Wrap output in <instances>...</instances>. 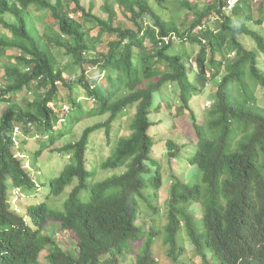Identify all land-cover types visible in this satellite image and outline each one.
Instances as JSON below:
<instances>
[{"label": "trees", "instance_id": "trees-1", "mask_svg": "<svg viewBox=\"0 0 264 264\" xmlns=\"http://www.w3.org/2000/svg\"><path fill=\"white\" fill-rule=\"evenodd\" d=\"M165 4L104 0L103 17L81 0H0V264H116L125 253L136 255L134 264H159L152 251L158 237L170 264H189L194 256L200 264H264V256L254 257L264 248V32L250 26L264 24V0H239L232 9L226 0H178L170 3L172 14L162 12ZM181 11L187 22L176 19ZM43 12L52 24L38 30ZM214 81L197 121L190 100ZM173 89L177 103L166 98ZM172 107L171 127L182 128L188 110L190 131L182 128L186 142L166 140L167 156L195 170L187 181L173 177L162 215L163 173L151 155L150 115ZM131 109L129 132L117 131L111 141L113 122ZM105 115L54 148L70 161L49 179L45 200L23 205L24 214L13 209V190H40L30 173L43 151L71 125ZM61 122L66 126L57 128ZM20 129L24 143L38 136L31 156L20 152ZM103 129L109 152L95 168L87 147ZM99 169L122 170L96 181ZM74 180L62 208L49 207L50 197ZM143 202L151 212L148 232L137 222ZM55 229L71 234L66 248L50 234Z\"/></svg>", "mask_w": 264, "mask_h": 264}, {"label": "rangeland", "instance_id": "rangeland-1", "mask_svg": "<svg viewBox=\"0 0 264 264\" xmlns=\"http://www.w3.org/2000/svg\"><path fill=\"white\" fill-rule=\"evenodd\" d=\"M174 1H178V0H168V4H165V9L162 10V12H166L167 14H172L173 11V6L171 4H173ZM104 0H81V4H83L86 8H88L90 6V4H93V13H96L98 15H101L103 17H106V13L104 11H102L101 7L103 5ZM171 3V4H170ZM73 5V4H72ZM116 8V7H115ZM117 9V8H116ZM183 11L181 12H177L176 14L179 15L177 16L176 19H178L179 22H187L189 20V16H186L185 14H181ZM34 13L38 16L41 15L40 12L38 11H34ZM117 16L122 19V14L120 13V11L117 9ZM256 16H259V14H257ZM147 22L149 23V20L147 19ZM52 24V17L47 14L44 13L42 14V18L41 21L37 20L36 25L38 27V30H42L44 26L50 25ZM250 26L252 28H255L261 32H264V24L262 26H257L255 24H250ZM56 28V27H54ZM5 29L0 26V32H4ZM241 40L242 42L246 45V46H252L253 45V41L251 39H249L246 36H241ZM104 45L101 43L97 49L98 50H103L104 49ZM13 52H16L15 50H9L7 52L8 55L13 54ZM94 52V51H92ZM262 57V56H261ZM61 60L62 61H66L67 58L61 56ZM262 62H264V59L261 60ZM5 62V57L2 58L0 60V68L3 66ZM2 74V70H0V75ZM216 81L211 82L210 84H208L206 86V90L201 94L198 95L196 97H193L190 100V105L191 108L193 109L195 115H197V121H201L202 120V111L203 108L207 105H209L211 97L213 95V86L216 85ZM170 90L169 88L167 89V91ZM174 90V89H173ZM60 93H64L67 92V89L65 88H60L59 89ZM79 92V94H83V90L80 87H76L75 88V92ZM174 92L176 93H172L170 92L169 95L166 96V98H168V100H173V102L177 103L179 101V97H178V90H174ZM29 98L30 94L25 95ZM83 98L81 96H79V99ZM2 106L0 105V108ZM64 110L67 109V106H63ZM171 111H165V110H161L159 113L155 114L152 113L150 115V119L151 121L154 122V125H152L149 129L150 134L153 136V142L154 145L152 146V152L151 155L152 157L156 158L162 168V173H163V185L161 187V189L158 191V204L161 207L160 212L162 213V215H164L165 213V208L163 206V203H165L166 199L168 198V194H169V187L171 185V182H173V177H181L182 179H184L185 181L188 180L187 175H192V173H194V167H191V165H189L188 163H186V161L183 162H179L176 160H173L171 157L167 156L166 150H165V143L166 140L170 137L173 136H177L178 138V142H183V141H187V135L183 133V129L184 132L188 133L189 130V112L188 110H184L183 114L186 115L185 117H181L182 120H184V122L182 123V128L179 125H175L173 128L171 127L174 123L173 121V113H174V107L171 108ZM133 114V109L130 110L129 113H127L126 115H124L121 118H118V120H116L115 122H113V128L111 130V135H112V140H114L116 132L118 131L120 135H126L129 132V128H128V118H130V116H132ZM180 116V115H179ZM179 116L175 117L174 120H176V118H178ZM107 115L105 116H101V117H94L91 119H84V121L79 122L76 125H71L70 126V133L63 137L62 139H60L54 146L47 148L43 151L42 155L39 158L38 161V170L31 171L30 175L32 177L35 176V179L38 183H40V190L37 192H27L26 190H24L23 192L18 193L16 190L12 191V195L10 197V201H11V207L13 209H17L18 212L20 214H24L25 211H23V205L26 206H30L32 204L35 203H39L43 200H45V195L48 194L49 191V186L48 181L50 178L55 177L56 175L59 174V172L61 171V169L63 168V166L68 163L70 160L68 159V157L65 154H60L57 151L54 150L55 147L60 146L62 144H65L66 142H70V141H74L77 140L80 136L81 133L83 131V129L86 126L92 125L95 122H99V121H104L107 119ZM185 118V119H184ZM65 125V122H61L60 124L57 125V128H60V125ZM21 137V142H20V152H22V154L27 155V156H31L33 151H36L38 149V145H36L37 141L33 138H38V136H35L33 138L31 137H26V142L24 143V135H22L21 133V129L17 131ZM182 134V135H181ZM38 135V134H37ZM17 144H18V140H17ZM109 147L110 145H108L107 143V138H106V134H105V130H99L97 132H94L89 139V145L87 147V161L88 163H90L91 161L94 162L92 167L98 168L99 167V159L100 158H104L105 156H107L108 152H109ZM24 165H27V163H24ZM122 169L119 170H103V169H99L97 174H96V181L102 180L105 177L111 175L114 172H119ZM42 182H46V186H44L42 189ZM77 183L76 180H74L70 185H67L64 190L62 191V193L58 196H51L50 199L48 200V206L49 207H53L56 209H60L62 208L63 202L67 199L69 192L71 191V189L73 188V186ZM18 193V194H17ZM87 191L84 190L82 197L84 199L87 198ZM151 212L150 209L147 205L146 202H143L141 204V213L138 219V224L142 225L145 229L146 232H148L151 229ZM53 225V223H52ZM50 234L52 236H55L56 239L58 241H60V243L62 244L63 248H66L68 245V242L71 243L72 237L71 234L69 232H63L60 229H55L53 231H50ZM162 238L158 237V239L154 240L152 243V251L154 253V256L156 258V260L159 261V264H170L167 262L166 260V252H167V248L168 246L163 244L162 242ZM143 245H145V236L142 238L141 242L135 246V250H138V248L142 247ZM186 248H187V254L191 255L192 254V246L187 243L186 244ZM44 254H45V250L42 251L41 253V261H44ZM194 259V264H200V258L197 256L193 257ZM192 259V260H193ZM136 260V255H134V253L130 254V253H125L124 255H117V263L116 264H134ZM192 260L191 262H188L189 264H192Z\"/></svg>", "mask_w": 264, "mask_h": 264}, {"label": "built area", "instance_id": "built-area-1", "mask_svg": "<svg viewBox=\"0 0 264 264\" xmlns=\"http://www.w3.org/2000/svg\"><path fill=\"white\" fill-rule=\"evenodd\" d=\"M239 0H226L227 8L232 9Z\"/></svg>", "mask_w": 264, "mask_h": 264}, {"label": "clouds", "instance_id": "clouds-1", "mask_svg": "<svg viewBox=\"0 0 264 264\" xmlns=\"http://www.w3.org/2000/svg\"><path fill=\"white\" fill-rule=\"evenodd\" d=\"M262 256H264V248L259 252V254H254V257H262ZM249 261H250V264L254 263V259L252 260L250 259Z\"/></svg>", "mask_w": 264, "mask_h": 264}]
</instances>
